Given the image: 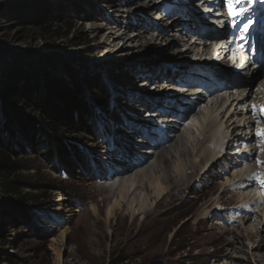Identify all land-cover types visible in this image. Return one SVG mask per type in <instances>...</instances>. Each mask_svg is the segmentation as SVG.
<instances>
[{
    "label": "rangeland",
    "instance_id": "374dc122",
    "mask_svg": "<svg viewBox=\"0 0 264 264\" xmlns=\"http://www.w3.org/2000/svg\"><path fill=\"white\" fill-rule=\"evenodd\" d=\"M164 2L169 1L0 0V99L5 88L2 81L10 73L39 72L44 69L52 77L82 88L94 134L93 137H62L75 147L84 160L87 159V163L69 178L52 170L42 155L46 149L43 139L40 140L41 146L33 148L19 140L20 138L12 140V151L20 156L15 160L18 172L5 180L0 179V264H256L247 255L232 254L230 251L238 244V247L249 245L247 241L241 240L245 235L244 224L247 228L252 227L258 224V220L251 216V221L246 223L244 217L249 215L236 212L233 208L239 200L236 190L228 193L213 188V182H224L223 170H230L226 166L229 164L224 161L214 166L211 177L215 179L211 184L206 181L207 177L200 176L195 183L186 182L187 189L164 196L158 201L157 207L154 206L155 201H149L146 194L137 189V202L130 209L121 208L110 223L105 222L104 198L108 194L107 190L104 189L103 192L98 189L108 183L112 165L117 164V167L122 168L120 163L122 164L127 154L132 155L134 151L137 160L139 149L148 151L149 148L146 145L138 147L136 141L139 138L132 135L131 140L127 139L130 140L128 147H125L127 154L117 151L120 148L119 140L128 137L125 136L127 134H122H133L128 127L122 125L134 126L139 122L140 135L144 133L143 140H148L151 146L154 135L153 132L148 133L152 130L148 126L158 122L156 117L146 115L152 113L151 110L146 109L138 114L137 103L124 97L121 89L123 93L124 90L126 93L129 90L138 96L141 88L148 86L141 90L143 94L140 97L145 95L149 98L147 100L165 98L173 92L156 96L158 93L153 91L155 84L149 85L141 78L165 79L163 84L166 85L168 79L165 75L162 78V75L168 70L172 73L171 69L180 75L179 84L190 85L188 78L180 79L188 70L182 69L181 63L176 62L172 54L181 45H174L171 51H166L165 44L162 41L154 44L152 39L155 35L149 31L145 33L143 27L144 23L147 26L157 23L159 28L160 25H165L155 20V15L161 11L158 7L166 6ZM152 8L155 10L152 11ZM135 9L139 10L135 12ZM112 21L122 23V27H115ZM129 25L135 27V32L132 33H144L140 42L126 43V40L116 37L109 38L110 32L116 35L128 33L124 28ZM128 29L129 32L132 31L131 28ZM170 34L165 37L166 40L171 41L174 39L172 35H177L176 32ZM183 35L197 45L201 41L187 32ZM203 43L205 41L202 40L201 45ZM200 49L201 47L193 45L192 52L186 55L192 66L203 59ZM174 65H180L181 68L172 67ZM93 82L100 85L101 94L98 96H93L89 88V83ZM229 97L232 99V96ZM141 101L150 103L145 99ZM218 105L214 103L201 106L199 112L190 111L189 119L183 118L179 122L177 137L186 133L188 149L193 151L196 141L201 140L204 125L213 118L211 110ZM159 106L162 107L160 103ZM139 107L141 108L140 105ZM160 108L153 111L158 112ZM16 109L23 116L38 120L36 112L27 111L20 105ZM165 112H162L165 120L174 119L169 116L176 114L165 116ZM200 112L206 116L204 122L200 118ZM9 140L0 126V148H9ZM183 158L187 163L188 158ZM155 160V157L149 158L141 168L149 169ZM149 170V175L152 176L153 171L151 168ZM190 173L188 170L186 175ZM261 173L264 176V172ZM10 181L21 184L19 195L5 188V183ZM218 197L221 202L214 204L217 211L212 207L203 211L201 206L204 203H214ZM63 202L64 213L59 210V205ZM140 206L149 211V216L145 218L140 213L137 214ZM92 208L98 210L96 215H93ZM127 212L129 215L124 216ZM205 217L207 219L200 220ZM225 232L238 233L239 243L234 240V236ZM250 238L259 246L263 255L262 242L255 236L250 235ZM248 245L247 248H250ZM261 259L260 264H264V259Z\"/></svg>",
    "mask_w": 264,
    "mask_h": 264
},
{
    "label": "bare ground",
    "instance_id": "6f19581e",
    "mask_svg": "<svg viewBox=\"0 0 264 264\" xmlns=\"http://www.w3.org/2000/svg\"><path fill=\"white\" fill-rule=\"evenodd\" d=\"M132 1L134 2L135 0H132ZM168 1H169V3L173 4V6H162L161 5V7H158V9H161V11L157 15H155V17H156L155 20H158L159 22H163V23H165V25L162 24V26L160 25V28H159L157 26V23H156V25L152 24V25H148V26L145 25V23H144V25L142 24L144 27L145 33H147L149 31V32H152L153 35H155V37H153V39H152L154 41V44L157 41H159V42L162 41V43L165 44L164 49H166V51H171L174 45L180 44L181 45L180 49L174 51L172 54H173V57L175 56L174 58H176L175 61L181 63L182 69H187L188 71L194 70L198 66V64H194V66H192L191 63H189L190 59L186 58V55H188L192 52L191 49H192L193 45L201 47V49H200L201 55L200 56L203 59H207V60H209V58L211 60L214 59L215 60V62H213L214 66H218L219 64H222L224 61L225 55H226V51L221 47V43H215V44L213 43L211 45L203 43L201 45L202 39H199V38L198 39L201 41L199 42L198 45L195 44V41L190 42V39H187L188 38L187 36L184 37V35H183L184 33L179 32V30H180L179 27H182V25H184V23H183V21H181L179 18L176 17V16H183L184 17L185 14L188 13L185 9H183L179 6L181 4L182 0H168ZM171 1H173V2H171ZM183 1H186V0H183ZM188 1H191V0H188ZM185 4L187 5V7L190 6V3L185 2ZM138 10L139 9H135V12H137ZM154 10L152 8V11H154ZM172 12H178V14L176 13L175 17L170 18L169 16L171 15ZM210 21L213 22V20H210ZM112 22H113L112 24L115 27H118L119 29L122 27V23L119 24L117 21H112ZM128 28H131L132 31L129 32ZM134 29H135V27L133 25H131V26L129 25V27L126 26L124 28V30H128V33L116 35V33L110 32L109 38L116 37V39L126 40V43L127 42L131 43L133 41L140 42L144 38L143 37L144 33L138 32L137 34H134V33H132V32H135ZM198 30H199V28H198ZM173 32L174 33L176 32V34H177V35L175 34L176 38L173 37V35H172V38H174L173 40H171V41H169L170 39L166 40L165 37H168V35L170 33H173ZM198 39H197V41H198ZM140 46L145 47L146 45L140 44ZM211 56H213V57H211ZM172 67H175L177 69L181 68L180 65L179 66L174 65ZM162 70L164 71L163 68H162ZM171 70H172L171 71L172 73H170V70H168V71L164 72V74L162 75V78L165 75V77L168 79V82H165L166 85L163 84L165 79H161V78H157V77L154 79H153V77L152 78H149V77L141 78L145 82H148L149 85H150V83L153 86L155 84V86H154L155 88H153V91L154 92L156 91V94L158 93L156 96H160V95L162 96L163 94L167 95V94H170V92L171 93L173 92L172 94H170V96H168V95L165 96V98H156L154 100H152V99L147 100L149 98L147 96L145 97V95H143V97H140L139 95L143 94L141 92V90H144L148 86H146L145 88L143 86H141L143 88L140 87L141 90H140L138 96L136 94H134L133 92H129V90L127 93L125 92L126 90H124V93H123V89H121L122 91L120 90L121 94H123L124 97H126V98L128 97V98L132 99V103H135V104L137 103L138 108H136L137 109L136 112L138 114L145 112V110L148 109V110H151L152 113H149V114H152L153 118L157 117V115H155V113H157V112H154L153 110L160 108V106L159 107L153 106V105H155L154 103L164 104V102H166V108L165 109H167V113L165 112L166 110L162 111V112H165V116L168 114H171V113H174L176 115H174L173 117H171L172 115L169 116L170 118H174V119H168V120H165L164 119L165 117L163 115H161V120H158L159 124L153 122L152 126L151 125L148 126V128L150 127V129H152L154 139L151 142V146H149L150 143L148 142V140L142 142L143 145H146L149 148H148V151H141V149H139L140 152H138V154H136L139 157L137 160H135L134 151H133L132 155H129V154H127V150H125V147H128V142L131 140L132 135H135L136 138H137V135H140V132L138 129L141 130V125H139L138 124L139 122H137V121H136L137 125H134V126L132 124L122 125V127H128L130 129V131L133 133V134H131L130 132L124 133L122 135L127 134L125 136H128V137L124 138V139L122 137L123 140L122 139L119 140L120 148L117 149V151L120 150V151L125 152L127 154V155L125 154L126 158H123L125 160L122 162V164L120 163V165H123L122 168L117 167V164L112 165V167L110 169V174L108 175V176H110V179L107 180L108 183L104 184L102 187H100L98 189L99 191H103L105 189V191L107 190V194H108L107 197L104 198V200L106 202L105 218H104L106 223H110L111 220L116 217L117 212L121 208L124 210V208L126 207V210H127L129 207H131V205L133 203L137 202L136 197H135V191L137 189H139L141 192L146 194V197L149 199V201H152V200L155 201L154 206L157 207L158 201L161 200L164 196L167 197L166 195H168L169 193H172L173 191L178 192V191L187 189L188 186L185 185V183L186 182L187 183H189V182L195 183L199 180L200 176L207 177L206 181L208 182V184H211V182L214 181V179H215L214 177H211V174H213L212 170L214 169V166L218 165L221 160H225V161L230 160L228 158H223V156H222V153H223L222 149L225 148L226 146L228 148V144L230 143V140H232V139L234 140L235 138L242 140V139H244V136H249L252 139V142L257 141V139H256L257 127H255V124L257 126L258 123L252 122L249 117H246L248 111H246V113H245L244 108H246V110H249V105H251V104H248L247 107H245L244 100L245 99H251V101H259V99L256 97L261 96L262 90L264 93V82L258 83V84H255L254 82H252V83H247L246 85H243V84L239 83L240 81H234L233 86L235 89L239 90L238 92L240 94L232 96V99H230L231 97H228L227 93L220 94L219 97L213 98L214 103L219 104L217 106V108L211 110L213 118L211 120H209L204 125L202 132H201V135H202L201 140L196 141V145H195L194 150L192 151L191 149H188V147L186 146V145H188V142H186V140H187L186 139V136H187L186 133H183L180 137H177V133H176L177 129L176 128L179 125V122H181V120L183 118L187 119L189 117L188 116L189 112L193 111L194 108L192 106V107H189L187 109H183L181 111V113L180 112L176 113L175 108L179 105V100L181 99V97H179V91H176L174 87L176 86L175 84L180 83V81L178 80L179 79L178 77L180 75H177L178 72H174L173 69H171ZM251 77L250 78L252 80H255L257 77H259V74L252 72ZM187 81L190 84L189 79H187ZM167 84H169V85H167ZM213 84H214V82H213ZM152 85L150 87H152ZM140 88H138V89H140ZM246 91H248V93L244 94L243 92H246ZM189 93H193V91L190 90ZM135 97H139V98L135 99ZM263 97H264V95H263ZM141 99H145L146 101H150V103L142 102ZM197 101H201V99L196 100L193 105L197 106V104H196ZM212 102H213V100H212ZM214 103H211L210 105H213ZM139 105L141 106V108L139 107ZM133 107H134V105H133ZM200 114H201L200 118L202 117L203 122H204L206 116H203L202 112H200ZM136 116H135V118H137ZM155 125H157V126H155ZM137 126H139V127H137ZM261 126L264 128V120L262 121ZM132 127H133V129H132ZM143 136H145L144 133H142L141 137H143ZM127 139H130V140L127 141ZM260 140H262L261 136H260ZM165 141H167L168 146L167 145L165 146V144H164ZM136 145H138V144H136ZM245 148H243V149H245ZM243 151H245V150H243ZM243 153H245V152H243ZM232 155H234V154H232ZM184 156H186L188 158L187 163L184 161V158H183ZM151 157L156 158V160L154 161V163L150 167L151 170L153 171L152 176L149 175V172H150L149 169L150 168L149 169H142L141 168V166H143V163H147V161ZM240 163L242 164V166H232L231 169L233 171H232V174L230 176H229V174H227V175L223 174V176L225 177L223 183L216 184L213 182V188L216 187V188L221 189L220 190L221 192H228V193L230 191L236 190L238 192L237 196H238L239 200L237 199L238 203H237V205L235 204L236 207H233V208L236 209V212H240V213L244 214V212L247 210V206H250L253 208L255 203L249 197L250 193H252L251 183L250 182L245 183V181L248 179V174H250L252 169H251V167L246 166L244 162H240ZM187 164H188V166H187ZM226 166L229 167V165H226ZM188 170L191 171V173L187 176L186 172ZM159 173H161V174H159ZM217 173L218 174L220 173V175H222L221 172H217ZM173 185H176V187L172 188ZM191 186H193V185H191ZM167 187H168V190H167ZM216 190H218V189H216ZM151 195H152V197H151ZM225 195H227V194H225ZM131 196H132V198H130ZM129 198H130V200H129ZM219 198L220 197H218V199L215 200L214 203H213V201L210 203H204L201 206L203 208V211L206 212L211 207H212L211 209L217 211V209H216L217 207L214 206V204H219L221 202V198L220 199ZM224 201H225V199H224ZM224 201H222V202H224ZM252 202H253V204H252ZM64 208H65V202H63L59 205V210L63 213H64ZM232 210H234V209H232ZM91 211H92L93 215L94 214L96 215L98 213V210L96 208H92ZM139 213L141 216H145V218L147 216H149V214H150L149 211L145 210V208L143 206L139 207V212H137V214H139ZM128 215H129V212L124 214V216H128ZM251 216L254 217L256 220H258L257 221L258 224H255L252 227H248V228L245 227V224H244V227L246 229L243 227V229H244L243 234H245V235H243L244 238L241 239V240L247 241L249 243V245L245 244L242 247H238L239 246V244H238L239 239L237 240V238H239L240 235L238 233L235 234V232H229V233L225 232V233L228 235L230 234V236H234L235 237L234 240L236 242H238V243H236V244H238V246H236V248L230 249L232 254L247 255L248 257L253 259V262H255L256 264H258V263L260 264L262 262L261 258L264 259V254L261 255V250L259 249V246H257L255 243H253L252 238H250V235L258 238V240L262 242V247L264 248V208L259 209L257 213L255 211V213L253 215H249L248 217L247 216L244 217V220L246 221V223L251 221ZM203 219H207V218L205 217V218H202L200 220H203ZM229 240L233 241L231 239H229ZM247 245L250 246V248H247ZM262 247H261V249H262ZM245 249H248V251H246ZM259 256H261V257H259ZM230 258H231V256H230Z\"/></svg>",
    "mask_w": 264,
    "mask_h": 264
},
{
    "label": "trees",
    "instance_id": "16d2710c",
    "mask_svg": "<svg viewBox=\"0 0 264 264\" xmlns=\"http://www.w3.org/2000/svg\"><path fill=\"white\" fill-rule=\"evenodd\" d=\"M2 85L5 88L0 99V126L10 138L11 145L7 149L0 148L1 180L18 172L15 160L20 154L12 151V140L16 137L30 148L41 146L40 140L43 139L46 149L42 155L54 172L67 178L87 163V159L84 160L75 147L62 138L64 135L94 136L81 87L68 85L44 69L10 73ZM99 86L97 82L89 83L93 96L101 94ZM17 105L36 112L38 120L23 116L16 109ZM20 185L17 181H10L5 183V188L19 195Z\"/></svg>",
    "mask_w": 264,
    "mask_h": 264
},
{
    "label": "snow or ice",
    "instance_id": "6c2138e0",
    "mask_svg": "<svg viewBox=\"0 0 264 264\" xmlns=\"http://www.w3.org/2000/svg\"><path fill=\"white\" fill-rule=\"evenodd\" d=\"M239 2H241V0H224L225 6L228 8V14L230 16L235 17L237 15H243V13H237L235 10V5ZM248 28H249V25L246 24L244 26V30L248 31ZM258 135L262 137V143H264V131L258 133ZM261 150L264 151V148H262ZM260 163H264V162H260ZM253 179L259 182L261 187H264V179H261L259 175H255Z\"/></svg>",
    "mask_w": 264,
    "mask_h": 264
}]
</instances>
